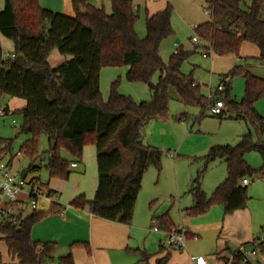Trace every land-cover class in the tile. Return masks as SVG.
Returning a JSON list of instances; mask_svg holds the SVG:
<instances>
[{
	"label": "trees",
	"instance_id": "obj_1",
	"mask_svg": "<svg viewBox=\"0 0 264 264\" xmlns=\"http://www.w3.org/2000/svg\"><path fill=\"white\" fill-rule=\"evenodd\" d=\"M108 1L109 14L103 7L86 0H71L72 16L44 8L39 0H5L0 10V34L13 43L12 57L4 56L0 43V108L4 96L25 100V106L17 110L22 122L14 137L20 133L28 136L20 147L31 160L28 172H35L42 165H35L40 159L41 136L47 137L49 143L46 151L49 159L45 165L49 178L68 179L70 164L81 160L85 145H94L97 166L94 197L87 200L80 194L69 204L80 209L87 207L93 216L101 219L129 224L144 173L151 166L160 171L163 156L159 148L143 142L142 130L148 120L166 117L172 88L184 106L205 109L215 99H221L225 109L220 119L227 116L255 126L256 141L248 131L233 145L209 147L201 158L203 167L197 170L188 188L193 199L192 206L186 210L190 216L202 215L213 205L223 206L224 214L243 209L248 197L242 180H264V122L255 109L256 101L264 96V78L252 74L246 66L235 65L221 76L214 99L205 97L191 74H184L180 69L192 52L177 47L166 62L160 56L162 41L172 34L169 4L146 15L145 35L140 38L134 29L138 14L132 1ZM263 8L264 0H251L249 4L243 0H209L204 9L208 20L195 27L196 35L207 47V54L238 56L242 44L251 43L257 49V61L264 65ZM52 50L70 58L51 66L48 56ZM105 66H126V80L147 84L150 99L135 102L119 93L114 81L104 101L99 74ZM155 73L158 77L153 83ZM238 74L245 80L240 101L231 96V79ZM182 118V115L177 117ZM0 142H7L8 150L12 151L13 140L0 138ZM122 149L128 151L131 160L126 172L119 175L115 171L123 163ZM249 151L261 155L260 168L255 169L246 162L244 156ZM216 159H223L226 175L208 196L201 188V180L208 164ZM59 212L58 204L52 202L48 211L32 212L17 226L0 222V238L7 253L19 264L52 261L56 243L34 240L31 231L37 221ZM152 219L160 231L174 226L166 215ZM257 238L240 246L250 247ZM74 246L89 249L86 242H74L70 247ZM142 256L146 258V254ZM230 256L231 260L225 259V264H243L238 248ZM167 258L168 255L157 258L155 264H165ZM56 261L74 264L70 252ZM0 264H4L1 256Z\"/></svg>",
	"mask_w": 264,
	"mask_h": 264
},
{
	"label": "rangeland",
	"instance_id": "obj_2",
	"mask_svg": "<svg viewBox=\"0 0 264 264\" xmlns=\"http://www.w3.org/2000/svg\"><path fill=\"white\" fill-rule=\"evenodd\" d=\"M209 0H132L134 10L138 14L134 29L138 37L142 38L145 35V18L147 14H152L162 10L167 4L172 8L171 12V27L172 34L165 38L160 45V56L166 62L171 53L176 48L181 47L185 51L192 52L188 58L182 63L180 69L184 74H191L196 83L200 85L201 94L208 97L209 89L215 93L221 75L227 73L235 64L246 66L247 69L254 75L264 78V65H261L257 59L256 47L251 43H246L244 47L241 46L239 54H224L215 55L213 53L207 54L203 57L202 53L205 51L201 42L194 43L192 37L196 36L193 26H198L208 20V14L204 11L207 8ZM251 0H243L244 4H249ZM98 7H102L99 5ZM104 11L111 13V5L106 0V5L103 7ZM264 19V8L261 12ZM3 38V52L5 56L10 55L12 41L0 34ZM248 46V47H246ZM195 49V51H194ZM238 54V55H239ZM246 56V57H242ZM60 57L62 59L60 60ZM70 57L61 55L57 50H54L52 55L48 58L51 66H56ZM126 66L118 67H102L99 74L100 94L102 99H107L110 85L112 82L117 81V90L120 93L130 96L135 102L148 100L150 98V91L148 85L143 82H129L125 78ZM158 73L152 77V82L157 81ZM245 80L241 75H235L231 79V96L240 101L244 95ZM171 100L168 104L167 115L164 119H155L148 122L143 127L144 143L159 148L162 151L161 169L158 171L155 167L151 166L144 173L141 189L139 194L149 192L155 195L157 200L153 202L152 207L160 208L165 211L169 218L172 219L175 225L184 226L181 222L184 217L188 216L187 213L181 212L178 209L177 196L175 188L177 187L176 177L181 182L182 176H186L188 172L194 173L203 167L202 156L208 148L202 149L205 145L210 147L217 144H234L238 141V137L242 133L250 131L254 141L258 139V134L255 126L245 122L242 119H234L220 116H214L209 113L208 108L202 109L200 106H184L176 99L174 89L169 90ZM15 97L4 96L2 105H12V100H24L21 98L12 99ZM25 101V100H24ZM25 106V105H24ZM12 107V106H11ZM256 111L263 117L264 122V96L259 98L255 103ZM182 115V120L177 117ZM14 119L15 124L11 121ZM22 117L20 112L16 111L12 115L2 119L0 123V138L13 140L12 153L14 154L23 145L28 136L24 133L15 136V131L19 130ZM186 135H188L186 137ZM186 137V138H185ZM49 147L47 137L41 136L38 141V149L40 159L35 162V165L42 164L40 169L35 172H29L28 178L33 176L39 177V182H46L49 179L46 164L48 163V153L46 152ZM123 163L119 169L122 172L127 168L131 156L128 151L123 150ZM176 152L174 158L169 157V153ZM64 156H67L63 153ZM246 162L255 169L262 166L263 160L257 151H249L245 154ZM178 163L177 171L179 174L175 176L174 165ZM19 162L20 168H26L31 160L26 156H21ZM224 163L216 159L210 162L201 180V187L207 185L210 174L223 170ZM119 172V173H120ZM194 176V177H195ZM250 183L248 187L253 184H258L259 179L248 178ZM139 195V196H140ZM181 198H192L189 193H181ZM151 207V208H152ZM254 207L261 208L262 203L255 202ZM206 213V212H205ZM223 206L221 208V217H225ZM197 217V216H188ZM45 218L37 221L33 227V239L40 242H52L51 240H44L48 230L56 227L52 221H44ZM264 222V220H263ZM262 222V223H263ZM185 227V226H184ZM186 228V227H185ZM187 229V228H186ZM264 231L262 227L261 231ZM260 231V233H261ZM45 235V236H44ZM60 250V249H59ZM55 257L52 261H47L44 264H57V258L62 254V250L56 251ZM59 255V256H58ZM228 255V252H227ZM0 256L3 262L9 264H19L15 258L8 257L6 246L0 238ZM230 258V257H229ZM214 264H223L222 261H215Z\"/></svg>",
	"mask_w": 264,
	"mask_h": 264
},
{
	"label": "crops",
	"instance_id": "obj_3",
	"mask_svg": "<svg viewBox=\"0 0 264 264\" xmlns=\"http://www.w3.org/2000/svg\"><path fill=\"white\" fill-rule=\"evenodd\" d=\"M86 2L96 7L106 5V0H86ZM4 3L5 0H0V10L3 9ZM39 3L42 7L52 11L70 16L74 15L71 0H39ZM3 41V38L0 37L1 44ZM245 45L247 44L243 43L242 47ZM10 49V52H12L13 46ZM53 51L50 52L48 58ZM240 55L241 53L238 56ZM61 59L62 57H60ZM221 76L217 88L220 87ZM210 95H214L211 89L208 93V96ZM24 105V100H12V107L9 106V103L8 106L4 107L12 113L21 110ZM155 119L152 118L148 122ZM242 134L239 135L238 140ZM206 148L209 149L206 145L202 149L206 150ZM122 155H124V152ZM169 155V157L174 158L176 152H171ZM219 160L224 163L223 159ZM76 164L75 167L70 166L71 172L68 179L49 178L46 182H42L46 188L54 192L57 198L56 203L60 208L59 213L49 215L44 219V221H52L57 226L48 230L43 239H49L56 243L53 252L54 257L56 251L62 250L63 255L70 252L74 264H155V260L164 255H168L165 264H194L192 256H202L208 264H214L215 261H222L225 264V259L230 257L231 251L237 249L243 243L259 237L260 231L264 227V180H259L257 181L258 184L248 187V199L243 209L235 210L225 215V217H221L222 206L213 205L202 215L194 218L188 217L190 215L186 210L192 206L193 199L181 198L180 194L183 192L188 193L190 183L195 176L191 171L186 176H182L181 182L177 180V177L175 179L177 182L175 194L179 199L177 207L181 212L188 214L181 222L187 228L186 244L184 248L171 246L166 243L161 231H155L151 228V220L166 215L168 221L173 225L175 224L164 213L165 211L161 210V207H152L157 197L149 192H144L141 195L138 193L129 224L101 219L93 216L87 207L80 209L70 205L69 202L77 195L83 194L87 200L94 197L97 187L96 150L94 145L89 144L83 147L82 158ZM177 167L178 163L176 161L174 165L175 176L179 174ZM119 169L115 173L123 175L127 168L123 169L122 172ZM225 175L226 166L223 170L210 174L207 185L204 182V186L201 187L206 195H211L214 189L224 180ZM257 201L262 203L261 208L256 209L254 207V203ZM51 206L52 200L50 198H39L37 212H46ZM31 235L33 237V231H31ZM74 242H86L89 249L83 246L70 247ZM142 253L146 254V258L142 256ZM8 257L13 259L10 254H8Z\"/></svg>",
	"mask_w": 264,
	"mask_h": 264
},
{
	"label": "built area",
	"instance_id": "obj_4",
	"mask_svg": "<svg viewBox=\"0 0 264 264\" xmlns=\"http://www.w3.org/2000/svg\"><path fill=\"white\" fill-rule=\"evenodd\" d=\"M196 26H193L195 29ZM194 43L201 42L204 49L207 48L205 43L196 35L192 37ZM175 52V51H174ZM203 57L207 55L206 49L202 53ZM13 56V54L9 55ZM214 99V95L208 96ZM225 106L221 99H215L208 105V110L211 115L220 116L224 112ZM12 115V113L5 109L4 106L0 108V123L2 119ZM12 124L16 121L12 119ZM7 142H0V222H9L14 226L24 220L32 212L38 210V200L42 197H47L52 202H57L55 194H50V190L39 182L37 176L28 178V170L26 175L21 177V169L19 166L20 157L25 156L24 150L20 148L14 154L8 150ZM76 162L70 164L75 167ZM242 185L250 183L248 178L242 180ZM151 228L155 231H160L155 221L151 220ZM164 235L167 244L184 248L187 238V229L181 225L171 226L168 230L161 231ZM238 252L241 254V263L251 262L253 264H264V231L262 230L259 237L253 242L250 247L239 246ZM231 260V256L229 258ZM194 264H208L202 256H192ZM5 264V263H4Z\"/></svg>",
	"mask_w": 264,
	"mask_h": 264
},
{
	"label": "water",
	"instance_id": "obj_5",
	"mask_svg": "<svg viewBox=\"0 0 264 264\" xmlns=\"http://www.w3.org/2000/svg\"><path fill=\"white\" fill-rule=\"evenodd\" d=\"M80 11L82 12V10H80ZM18 132H19V130H16V131H15V135H16ZM20 175H21V177H24V176L26 175V169H25V168H23V169L21 170Z\"/></svg>",
	"mask_w": 264,
	"mask_h": 264
}]
</instances>
